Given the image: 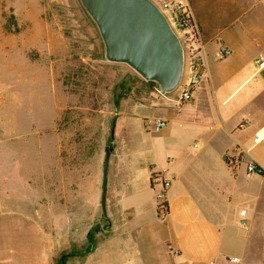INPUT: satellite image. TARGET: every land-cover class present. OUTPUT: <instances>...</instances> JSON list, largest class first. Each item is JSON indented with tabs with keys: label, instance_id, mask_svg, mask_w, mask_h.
<instances>
[{
	"label": "crops",
	"instance_id": "crops-1",
	"mask_svg": "<svg viewBox=\"0 0 264 264\" xmlns=\"http://www.w3.org/2000/svg\"><path fill=\"white\" fill-rule=\"evenodd\" d=\"M10 5V0L0 2V61H10L12 51L21 58L27 49L42 48L36 26L29 38L5 30ZM190 6L209 78L185 104L180 103L179 94L174 98L152 92L156 100L151 108L167 122L161 132L165 137L176 131L175 126L190 121L188 131L198 139L193 142L197 152H190L185 139L163 137L153 143L146 170L138 173L125 168L121 201L113 189L107 202L113 232L106 241L126 244L134 264H264V176H247L243 166L232 171L225 157L242 149L247 161L264 167V141L253 144L256 133L264 131V73L254 66L255 58L264 55V0H191ZM13 8L20 27L26 22L36 25L39 11L34 2L13 0ZM221 49L230 54L220 57ZM3 77L0 146H9L15 134L5 121V111L18 94L12 91L9 77L7 82ZM161 98L169 105L158 106ZM243 123L246 128L240 129ZM247 129L250 140L243 141ZM213 161L219 166L209 164ZM154 173H164L171 181L164 215L157 209ZM75 174L67 172L66 213H52L50 233L33 204L25 203L24 210L0 198V264H54L64 239L74 242L71 236L76 227L88 233L90 217L80 216L78 184L71 180ZM85 256L77 264H85Z\"/></svg>",
	"mask_w": 264,
	"mask_h": 264
},
{
	"label": "rangeland",
	"instance_id": "rangeland-1",
	"mask_svg": "<svg viewBox=\"0 0 264 264\" xmlns=\"http://www.w3.org/2000/svg\"><path fill=\"white\" fill-rule=\"evenodd\" d=\"M31 1L39 11L36 25L26 22L19 26L13 0L10 13H5L7 32L29 38L36 26L42 48L27 49L21 58L12 51L10 61H0V76L5 82L9 77L12 91L18 94L5 111V121L15 135L9 146H0V198L21 208L33 204L50 233L52 213H66L67 172L74 171L71 180L77 182V197L85 204L80 205V216L90 217V228L86 234L76 227L71 236H75L74 242L64 239L54 264L63 255H72L69 264L80 262L88 241L78 239L89 233L96 247L86 254L85 264H134L126 244L106 241L113 232V218H108L106 208L110 193L114 189L121 201L125 168L138 173L146 170L152 145L159 139H185L191 153L197 152L193 142L198 139L188 131L190 121L175 126L176 131L166 137L146 126L158 116L157 109L151 108L156 100L152 91L161 95L158 85L152 88L127 65L104 60L100 37L78 0H26V4ZM119 93L124 97L116 111L114 100ZM178 94L177 90L170 96L177 98ZM168 105L163 98L158 102L160 107ZM135 107L139 108L133 112ZM250 136L247 129L243 141ZM127 151L131 155L125 160ZM209 164L214 167L219 162Z\"/></svg>",
	"mask_w": 264,
	"mask_h": 264
},
{
	"label": "water",
	"instance_id": "water-1",
	"mask_svg": "<svg viewBox=\"0 0 264 264\" xmlns=\"http://www.w3.org/2000/svg\"><path fill=\"white\" fill-rule=\"evenodd\" d=\"M78 1L100 37L106 62L127 65L145 81L156 83L161 95L179 89L185 75V50L154 1ZM101 205L104 210V195Z\"/></svg>",
	"mask_w": 264,
	"mask_h": 264
},
{
	"label": "built area",
	"instance_id": "built-area-1",
	"mask_svg": "<svg viewBox=\"0 0 264 264\" xmlns=\"http://www.w3.org/2000/svg\"><path fill=\"white\" fill-rule=\"evenodd\" d=\"M191 0H168L157 3L159 9L164 13L171 27L178 35L186 57V70L184 79L178 89L179 101L181 104L188 103L195 91L209 78L208 69L201 57L202 43L198 30L194 23V18L190 6ZM230 54L228 49H221L220 57ZM254 66L257 72L264 73V55L259 54L254 60ZM167 122L162 118H152L146 122V126L154 133H161L166 127ZM246 124L240 125V129H245ZM264 131L255 135L253 144L260 145L264 141ZM245 152L242 149H235L226 154V163L232 171H238L240 167H244L247 176H264V167L255 161H247ZM171 185L164 173H154L152 175V188L155 190V198L157 209L160 215H164L167 211L166 192ZM241 214L244 216L245 211ZM170 253L175 254L173 249L169 247ZM235 261V260H234Z\"/></svg>",
	"mask_w": 264,
	"mask_h": 264
},
{
	"label": "trees",
	"instance_id": "trees-1",
	"mask_svg": "<svg viewBox=\"0 0 264 264\" xmlns=\"http://www.w3.org/2000/svg\"><path fill=\"white\" fill-rule=\"evenodd\" d=\"M147 84H148L149 86H152V88L156 86V83H154V82H147ZM152 92H153V91H152ZM123 97H124L123 93H119V94L115 97V100H114V106H115V110H116V111L119 109L120 101L123 99ZM151 180H152V178H151ZM166 207H167V205H166ZM158 213H159V210H158ZM87 239H88V247H87L84 251H82V252L80 253L81 256H85L86 254H89V253L93 252L94 249H95V247H96V243H95V241L92 239L90 233L88 234ZM70 256H72V255H63L64 258H63L62 260H60L59 263H56V264H65L66 261H67V259H68Z\"/></svg>",
	"mask_w": 264,
	"mask_h": 264
},
{
	"label": "flooded vegetation",
	"instance_id": "flooded-vegetation-1",
	"mask_svg": "<svg viewBox=\"0 0 264 264\" xmlns=\"http://www.w3.org/2000/svg\"><path fill=\"white\" fill-rule=\"evenodd\" d=\"M64 257L62 256V259H63Z\"/></svg>",
	"mask_w": 264,
	"mask_h": 264
},
{
	"label": "bare ground",
	"instance_id": "bare-ground-1",
	"mask_svg": "<svg viewBox=\"0 0 264 264\" xmlns=\"http://www.w3.org/2000/svg\"><path fill=\"white\" fill-rule=\"evenodd\" d=\"M264 136V135H263Z\"/></svg>",
	"mask_w": 264,
	"mask_h": 264
}]
</instances>
